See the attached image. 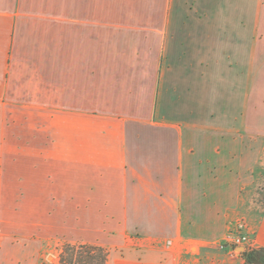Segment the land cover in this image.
Here are the masks:
<instances>
[{
    "label": "crops",
    "instance_id": "crops-1",
    "mask_svg": "<svg viewBox=\"0 0 264 264\" xmlns=\"http://www.w3.org/2000/svg\"><path fill=\"white\" fill-rule=\"evenodd\" d=\"M263 136L264 0H0V264H244L216 246L243 219L264 249L237 214Z\"/></svg>",
    "mask_w": 264,
    "mask_h": 264
},
{
    "label": "rangeland",
    "instance_id": "rangeland-1",
    "mask_svg": "<svg viewBox=\"0 0 264 264\" xmlns=\"http://www.w3.org/2000/svg\"><path fill=\"white\" fill-rule=\"evenodd\" d=\"M192 3L187 4V6L182 7L186 10L189 8L192 9ZM183 19V18H182ZM186 23V28L183 29L182 35L180 37H185L186 39L190 40L188 43H191L190 45V50L188 51L190 56H202L200 54L199 50H195L196 47L193 43L194 41H199V38L201 39L202 43L204 41H208L210 33V21L209 19H198L196 20L195 18H185L184 21ZM197 25V26H195ZM200 25H202L203 29H199ZM206 27V29L204 28ZM208 30V31H206ZM206 32V33H205ZM218 36V46H224V39L223 35L217 34ZM213 37V36H212ZM196 38V40H194ZM198 39V40H197ZM205 39V40H204ZM182 40H185L182 38ZM198 44V43H197ZM215 47H212V49H209L206 51L209 56H216L218 58H223L226 55L225 49H214ZM203 54V53H202ZM238 116V115H235ZM244 136V133H239L234 135V153L235 155H240V150H241V139ZM245 142V137H243L242 143ZM253 144V149L257 150L254 155L251 157V162L248 165H243L242 169V175L246 178V176L249 178V182L247 185H241V195H240V201L239 205L237 208V214L238 217H243V218H255L259 215H261L264 212V136L262 137V140H259L258 145L255 146L254 143L251 142V146ZM250 146V147H251ZM252 149V147H251ZM60 248H57L56 251L51 249V250H45L42 252L41 257L38 261V264H52L51 262L54 260V256L58 255V251ZM244 251V248L241 246L235 247V253H241ZM217 259L219 261H236V259L229 260L226 257L223 256V254H215ZM225 264V263H224Z\"/></svg>",
    "mask_w": 264,
    "mask_h": 264
},
{
    "label": "trees",
    "instance_id": "trees-1",
    "mask_svg": "<svg viewBox=\"0 0 264 264\" xmlns=\"http://www.w3.org/2000/svg\"><path fill=\"white\" fill-rule=\"evenodd\" d=\"M264 196V195H263ZM244 264H264V249H244L239 253ZM108 251L92 244H63L56 264H108Z\"/></svg>",
    "mask_w": 264,
    "mask_h": 264
},
{
    "label": "built area",
    "instance_id": "built-area-1",
    "mask_svg": "<svg viewBox=\"0 0 264 264\" xmlns=\"http://www.w3.org/2000/svg\"><path fill=\"white\" fill-rule=\"evenodd\" d=\"M241 246L244 249H252L251 239L248 234V228L243 219L237 220L226 232L223 241L216 247L219 250H228L231 255L235 253V247Z\"/></svg>",
    "mask_w": 264,
    "mask_h": 264
}]
</instances>
